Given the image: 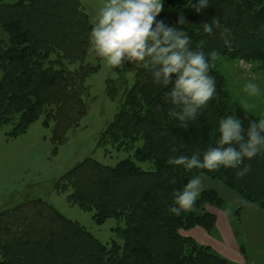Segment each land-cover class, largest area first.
I'll return each instance as SVG.
<instances>
[{
  "label": "trees",
  "instance_id": "obj_1",
  "mask_svg": "<svg viewBox=\"0 0 264 264\" xmlns=\"http://www.w3.org/2000/svg\"><path fill=\"white\" fill-rule=\"evenodd\" d=\"M40 1L22 0L10 5L5 0H0V28L8 33L12 42L10 49L6 51L8 66H18L17 60L21 58L23 61L28 57L27 53L19 52L22 48H29L35 40L31 28L25 25H28L30 16L27 9L31 7L34 10L36 2ZM197 2L198 0H162L163 10L157 19L177 30L186 31L191 38L190 47L193 50H203L206 55L215 50L219 59L243 57L259 61L264 66V0H209L211 8L208 11L202 9L199 13L191 7ZM39 7L41 11L43 8ZM20 13H23L22 19L26 21L16 18ZM181 15L186 20L184 24L177 23ZM213 17H218L224 27L231 29L228 37L230 47L225 45L219 29L214 28L213 35L204 33L203 23H211ZM22 41L24 45H18ZM215 61L210 60V75L215 78L216 95L206 108L200 110L195 121L188 122L187 128L181 127L180 122L168 114L174 107L166 96L171 85L165 87L155 83L150 71L139 66L137 82L123 93L124 103L122 99L118 100L120 106L116 121L103 136L105 141H109L117 149L130 152L129 158L115 167H107L95 159L86 160L72 172L71 177L79 178L74 183H68L75 191V187L79 186L80 195L77 199L86 208L94 210L97 221L103 223L109 218L118 219L119 225L114 229L118 239L104 243L85 227L57 214L51 220L54 222L56 219L62 225L59 224V230L49 232L46 242L49 246L46 248L45 244L34 239L37 237H34L35 230H31L33 222H25L24 233L16 237V242H24L27 247L22 252L29 251L34 255L28 264H45L43 261L37 262L38 256L45 261L48 258L59 260V264H238L212 247L200 245L190 236L181 234L182 230L196 227L210 232L213 216L205 206L222 205V198L214 189L201 192L193 211L181 213L180 216L169 212V208L173 206L172 193L181 190L196 175H205L223 183L264 210V153L244 160V164L249 165L251 170L241 178L236 176V172L243 168V164L239 168L222 166L217 171H186L182 166L168 163L171 157H191L195 152H200L202 159V153L209 146H216L221 118L235 115L242 119L245 129L250 121L259 120L240 108L230 107L220 83L222 78L218 77L213 68ZM25 67L24 71L15 69L19 70V79H24L27 74L30 79L35 78L37 70L31 61ZM4 75V79H9V75L14 76L11 71ZM43 82L45 81H42L41 87L44 86ZM14 85L13 89L21 93L0 96V123L15 122L16 129L24 131L38 117L41 99L31 90L32 86L27 87L21 82ZM35 97L37 99L34 101ZM24 100L30 107L18 111ZM20 112L21 116L18 114ZM174 147L177 149L175 152L171 151ZM138 162L148 164V168L140 167ZM90 166L94 171L92 178L98 179L97 192L92 196L84 193V179L87 177L85 167ZM173 178L175 183H170ZM122 180L133 182L124 189L116 188L117 183ZM113 184L115 188H110ZM17 209L14 207L12 211ZM22 216L27 220L26 215ZM41 233L36 236L42 237ZM60 242L64 244L54 249L53 245ZM15 249L14 244L0 245V264H12L17 254L22 253L21 250L14 253ZM240 251L243 253V247ZM12 253L13 256L7 259V255Z\"/></svg>",
  "mask_w": 264,
  "mask_h": 264
},
{
  "label": "rangeland",
  "instance_id": "obj_2",
  "mask_svg": "<svg viewBox=\"0 0 264 264\" xmlns=\"http://www.w3.org/2000/svg\"><path fill=\"white\" fill-rule=\"evenodd\" d=\"M21 1L5 0L10 5ZM104 3L105 0L36 2L34 10L31 7L27 9L30 14L28 25L23 22L31 28L35 40L29 48L20 49L19 52L27 53L28 57L23 61L21 58L17 60L18 66L7 64L6 51L12 42L8 33L0 28V96H10L11 93L20 95L21 92L15 91L13 86L21 82L27 87L32 86L31 90L41 99L40 113L26 130L18 131L15 122L0 123V245L14 244V253L22 252L27 247L22 241L17 243L16 237L24 233L25 222L29 224L30 221L33 222L31 230H35L34 237H37L34 239L48 248L49 232L59 230L62 225L56 219L54 222L51 220L57 214L85 227L104 243L118 239L114 231L119 225L118 219L109 218L103 223L97 221L94 210L86 208L77 199L79 186L75 187L76 193L68 184L79 178L71 177L72 172L86 160L95 159L107 167H115L130 156V152L117 149L103 136L116 121L120 106L118 100L122 99L124 103L123 93L137 82L139 66L125 63L124 68L114 69L93 51L89 42L90 21ZM38 6L43 9L39 11ZM209 8L211 6L204 9L208 11ZM16 18H24L23 13L17 14ZM21 44L24 45L23 41L18 43ZM30 61L37 75L30 79L27 74L24 79H19L18 71H24ZM213 68L222 78L219 81L230 107L243 110L247 104L249 108L246 112L243 110L245 113L258 119L264 118V66L261 62L243 57H222L214 62ZM9 71L14 76L9 75V79H4V73L8 74ZM42 81H45L43 87L40 85ZM249 81L259 85L258 96L251 97L244 92V85ZM27 107L30 104L24 100L18 111ZM18 114L22 115L21 112ZM137 164L148 168V164ZM85 171L84 193L92 196L97 192L98 179L92 178V166L85 167ZM200 177L203 190L214 189L221 196L222 205L205 206L213 216L209 233L202 227H196L182 230L181 234L218 252L217 247L224 244L225 231L231 228L238 241L239 256L237 260L227 259L238 264H264V210L223 183L205 175ZM126 181H119L116 188L124 189L133 182ZM109 187L115 188L114 184ZM14 207L18 209L12 211ZM22 215H26L27 220ZM40 233L42 237L36 236ZM63 244L56 243L53 247L60 248ZM14 253L8 254L7 259ZM16 257L12 264H28L34 255L25 251ZM38 257L37 262L59 264V260L48 258L45 261Z\"/></svg>",
  "mask_w": 264,
  "mask_h": 264
},
{
  "label": "clouds",
  "instance_id": "obj_3",
  "mask_svg": "<svg viewBox=\"0 0 264 264\" xmlns=\"http://www.w3.org/2000/svg\"><path fill=\"white\" fill-rule=\"evenodd\" d=\"M208 6L209 0H198L191 5L197 13ZM162 10V0H105L90 21L89 42L108 66L122 69L125 63L136 64L150 71L155 83L171 85L166 96L174 107L168 114L187 128L188 122L195 121L200 110L216 95L210 60L215 61L218 52L213 50L206 55L203 50L191 49V38L186 31L157 19ZM185 22L181 15L177 23ZM214 28L220 30L225 45L230 47L231 29L224 27L218 17H213L211 23H203V31L208 35L214 34ZM243 90L251 97L260 94L259 85L252 81L247 82ZM248 108L247 104L243 106L245 112ZM217 131L216 146H209L202 153V159L201 153L195 152L191 157H171L168 163L182 166L186 171H217L222 166L239 168L243 164L236 172L238 178L243 177L251 170L244 160L264 153V118L250 121L245 129L241 118L229 115L220 119ZM171 151L177 149L174 147ZM170 183H175V178ZM202 191L201 177L193 176L181 190L172 193L170 214L180 216L193 211Z\"/></svg>",
  "mask_w": 264,
  "mask_h": 264
},
{
  "label": "crops",
  "instance_id": "obj_4",
  "mask_svg": "<svg viewBox=\"0 0 264 264\" xmlns=\"http://www.w3.org/2000/svg\"><path fill=\"white\" fill-rule=\"evenodd\" d=\"M195 230V229H194ZM201 234V233H200ZM202 236V234H201ZM223 241V239L221 240ZM217 243H223L218 242ZM223 246L217 247L218 252L226 258L237 260L238 259V241L236 240V236L234 231L230 228L228 231L224 233V244Z\"/></svg>",
  "mask_w": 264,
  "mask_h": 264
}]
</instances>
